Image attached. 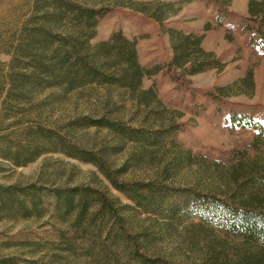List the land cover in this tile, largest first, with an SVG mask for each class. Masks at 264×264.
I'll use <instances>...</instances> for the list:
<instances>
[{"label": "rangeland", "instance_id": "374dc122", "mask_svg": "<svg viewBox=\"0 0 264 264\" xmlns=\"http://www.w3.org/2000/svg\"><path fill=\"white\" fill-rule=\"evenodd\" d=\"M83 2L117 8L100 21L90 44L118 31L136 40L139 64L160 69L145 77L140 89L153 88L156 100L119 85L82 81L68 92L37 86L38 76L47 80L39 70L48 61L37 40L51 19L35 0H0V264H109L98 247L75 238L52 208L30 207L33 185L40 193L91 186L115 205L130 204L93 164L63 153L43 152L17 165L33 157L47 130L96 154L119 180L221 194L228 191L225 173L256 135L253 123L264 129V0ZM132 7L160 16L161 24ZM63 25L60 35L66 31ZM167 29L202 36L201 48L213 53L220 67L194 75L169 68ZM106 121L131 131L117 132L104 126ZM171 127L176 129L170 133ZM142 133L159 138L148 142ZM124 212L131 231L147 237L143 248L148 254L178 264L203 263L222 237L216 230L197 233L195 220L170 226L137 210Z\"/></svg>", "mask_w": 264, "mask_h": 264}, {"label": "trees", "instance_id": "16d2710c", "mask_svg": "<svg viewBox=\"0 0 264 264\" xmlns=\"http://www.w3.org/2000/svg\"><path fill=\"white\" fill-rule=\"evenodd\" d=\"M35 4L44 16L51 19L47 33L37 40L46 48L45 56L48 57L47 63H42L39 70L47 80L44 82L37 75V86L68 92L82 81L119 85L130 92L139 90L141 94H150L156 100L153 88L140 89L142 80L160 69L149 70L139 64L136 40L127 39L118 31L107 41L90 44L100 21L117 8L96 6L83 0H35ZM130 9L161 24V17L156 14L135 7ZM61 23L64 24L62 28H66L64 35L58 34ZM166 34L172 50L169 68L186 69L189 75H194L220 67L214 54L201 48L202 36L174 29H167ZM104 123L117 132L129 134L131 131L118 124ZM174 127L168 132L175 130ZM252 127L256 135L225 173L228 191L221 194L173 188L152 181L119 180L103 159L71 145L53 130H47L40 137L41 143L33 148V157L16 164L24 165L43 152L63 153L93 164L110 186L130 203L116 201L118 205H115L105 192L91 186L49 188L44 193H40L39 187L32 186L35 192L29 197L31 209H36L38 204L52 208L59 220L68 223L75 238L98 247V252L108 259L109 264H121L120 261H124L123 264H178L144 250L147 237L131 231L129 217L124 212L126 209L153 215L170 226L183 219L195 220L193 223L199 234L218 231L221 240L210 248L201 264H264V150L259 144L264 140V129L258 122ZM132 134L135 136L131 137H138V134ZM140 137L148 142L159 138L157 134L147 133ZM226 240L234 243L228 244Z\"/></svg>", "mask_w": 264, "mask_h": 264}]
</instances>
